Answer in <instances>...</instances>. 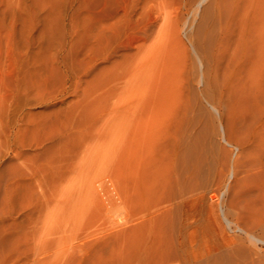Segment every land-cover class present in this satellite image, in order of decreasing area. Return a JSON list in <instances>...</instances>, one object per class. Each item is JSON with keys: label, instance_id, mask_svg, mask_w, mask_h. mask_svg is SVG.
Here are the masks:
<instances>
[{"label": "rangeland", "instance_id": "rangeland-1", "mask_svg": "<svg viewBox=\"0 0 264 264\" xmlns=\"http://www.w3.org/2000/svg\"><path fill=\"white\" fill-rule=\"evenodd\" d=\"M257 256L264 0H0V264Z\"/></svg>", "mask_w": 264, "mask_h": 264}, {"label": "bare ground", "instance_id": "bare-ground-1", "mask_svg": "<svg viewBox=\"0 0 264 264\" xmlns=\"http://www.w3.org/2000/svg\"><path fill=\"white\" fill-rule=\"evenodd\" d=\"M257 176H259V175H257ZM262 176V175H261ZM262 181V180H261ZM250 237V236H249ZM252 237V236H251ZM253 239H254V241H256V243L258 242L257 240L258 239H256L255 238V236L253 237ZM256 239V240H255ZM260 240V239H259ZM253 241V240H252ZM252 243H255V242H252ZM237 246V245H236ZM255 246V245H254ZM238 247V246H237ZM252 247V248H251ZM251 247H249L248 245H247V248H245L246 249V251H247V254H250L252 251V253H254V250H253V246L251 245ZM240 249V248H239ZM255 249V248H254ZM255 251H256V249H255ZM256 253V252H255ZM257 254H258V252H257ZM259 255V254H258ZM258 257V256H257ZM240 258L239 257H237L236 259H234L235 261V263L234 264H237L238 262V264H260L261 263V258H260V256L257 258V259H254L253 261H251V260H248V261H250V262H247V261H245L244 263H241L240 262V260H239ZM177 261H179V260H177ZM176 260H175V262L173 263V264H182L181 263V261L180 262H177ZM182 262H184V260L182 261ZM187 262V260L183 263V264H185ZM171 264V263H170Z\"/></svg>", "mask_w": 264, "mask_h": 264}]
</instances>
